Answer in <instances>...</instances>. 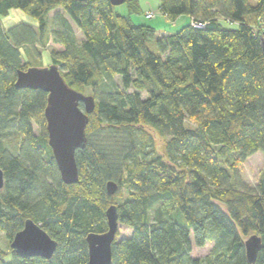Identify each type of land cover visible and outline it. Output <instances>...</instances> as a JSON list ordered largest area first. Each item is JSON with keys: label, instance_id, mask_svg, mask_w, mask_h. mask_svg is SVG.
<instances>
[{"label": "trees", "instance_id": "trees-1", "mask_svg": "<svg viewBox=\"0 0 264 264\" xmlns=\"http://www.w3.org/2000/svg\"><path fill=\"white\" fill-rule=\"evenodd\" d=\"M124 4L128 15L110 0H0V230L10 242L0 264H89L87 235L108 230L111 204L132 228L129 237L117 232L112 264H264V174L256 186L238 177L250 156L264 153V0H160L172 20L192 19L164 35L131 19L139 0ZM14 8L37 25L4 27ZM48 40L61 46L52 62L67 83L91 87L96 101L73 184L62 180L48 142V93L15 85L17 71L32 66L21 47L37 57ZM13 130L16 152L5 141ZM28 218L57 241L51 258L12 248ZM252 234L262 238L253 263L245 246ZM193 242L214 244L196 257Z\"/></svg>", "mask_w": 264, "mask_h": 264}, {"label": "water", "instance_id": "water-1", "mask_svg": "<svg viewBox=\"0 0 264 264\" xmlns=\"http://www.w3.org/2000/svg\"><path fill=\"white\" fill-rule=\"evenodd\" d=\"M110 2L118 6L124 4L126 0H110ZM262 43L264 47V39ZM15 85L19 89H42L48 93L45 107L48 142L62 180L67 184L77 183L80 176L76 153L86 146V128L89 116L96 108L95 97L70 86L56 63L47 67L30 66L27 69H19ZM4 183V171L0 167V189L3 188ZM117 187L114 181L107 183L109 194H114ZM106 217L107 231L91 232L87 235L89 264H112V246L119 230L116 204H111L107 208ZM57 245V241L31 218L25 221L23 229L15 234L11 242L12 248L21 256L45 258L52 257ZM261 245L262 238L257 234H252L245 240L247 257L251 263L256 260Z\"/></svg>", "mask_w": 264, "mask_h": 264}, {"label": "rangeland", "instance_id": "rangeland-1", "mask_svg": "<svg viewBox=\"0 0 264 264\" xmlns=\"http://www.w3.org/2000/svg\"><path fill=\"white\" fill-rule=\"evenodd\" d=\"M139 4L141 7V13L138 14H131V19L135 23H145L147 25H151L156 28L158 33H174L178 30H180L189 19L188 15H180L176 21L175 19L172 20L171 18L167 17L164 13L160 11V0H139ZM115 11L120 12L123 15H128V6L127 4H121L115 7ZM149 12H153L154 16L152 18L147 17V14ZM58 13H63L62 9H57L52 12H50L49 19H50V25L55 26L54 23L55 17H57ZM23 21L26 23H29L31 25L36 26L37 21L35 18L31 17L26 12L22 11L21 9L14 8L10 10V14L8 16L2 17V23L4 27L10 28L16 23ZM227 27L229 28H236L238 24L236 23H225ZM72 25L74 27V31L79 39L83 38V34L80 31V29L75 25V23L72 22ZM263 23L261 25H256L254 27L255 30L262 29ZM149 46L154 50L158 51V48L156 46V43L151 42L149 43ZM61 46L52 41L48 40L46 42H42L37 46L38 53L34 50L35 54L37 55L34 57L26 56V51L24 47H21V50L24 54V57H26V60H29L32 64V66L36 67H47L51 65L52 62V51L53 50H59ZM41 52V53H40ZM120 82V79L117 78ZM83 92L85 94H91L93 95V91L91 87H84L82 88ZM146 95V93H144ZM33 128L36 133H39L41 131V125L38 122H33ZM155 140H156V146L157 150L160 153H163L164 148V140L159 137L155 132L153 133ZM21 139L20 132L17 130L9 131L7 132L5 136L6 144L14 151L16 152L17 145ZM264 174V153L262 151H258L253 156L249 157L243 165L239 168V174L238 177L245 181L247 184L251 186H256L257 181L259 178ZM132 234V228L127 226L126 224L120 223L119 224V230H118V239H121L123 237H129ZM213 242H208L203 247H198L193 242V250L192 254L196 257H205L208 255L213 248ZM10 248V242L5 236L4 232L0 230V249L8 251ZM9 259V258H8Z\"/></svg>", "mask_w": 264, "mask_h": 264}, {"label": "built area", "instance_id": "built-area-1", "mask_svg": "<svg viewBox=\"0 0 264 264\" xmlns=\"http://www.w3.org/2000/svg\"><path fill=\"white\" fill-rule=\"evenodd\" d=\"M153 16H154V13L153 12H149L147 14V17H149V18H152ZM195 26H198V24H195Z\"/></svg>", "mask_w": 264, "mask_h": 264}, {"label": "crops", "instance_id": "crops-1", "mask_svg": "<svg viewBox=\"0 0 264 264\" xmlns=\"http://www.w3.org/2000/svg\"><path fill=\"white\" fill-rule=\"evenodd\" d=\"M177 19V18H176ZM176 19H175V21H176ZM192 19H191V17H189V19L186 21L187 23L188 22H190ZM161 35H164V34H168V33H160ZM253 156V155H252ZM251 157V156H250Z\"/></svg>", "mask_w": 264, "mask_h": 264}]
</instances>
